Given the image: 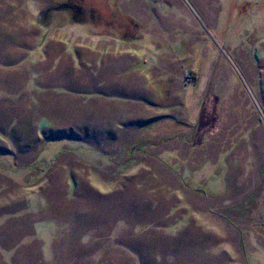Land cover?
Wrapping results in <instances>:
<instances>
[{"label": "rangeland", "instance_id": "rangeland-1", "mask_svg": "<svg viewBox=\"0 0 264 264\" xmlns=\"http://www.w3.org/2000/svg\"><path fill=\"white\" fill-rule=\"evenodd\" d=\"M56 20L64 36L50 33ZM54 37L84 44L93 65L97 42L128 41L151 54L140 69L154 90L158 58L177 59L192 72L181 83L195 82L188 99L174 85L188 127L117 154L93 132H113L127 109L93 95L86 130L36 137L29 92L15 87L29 83L26 52ZM1 85L0 264H264V0H0Z\"/></svg>", "mask_w": 264, "mask_h": 264}, {"label": "crops", "instance_id": "crops-1", "mask_svg": "<svg viewBox=\"0 0 264 264\" xmlns=\"http://www.w3.org/2000/svg\"><path fill=\"white\" fill-rule=\"evenodd\" d=\"M48 26H51L49 27L51 28L50 33L52 31L57 33V37L64 36V33L68 32H65L66 25L64 21ZM66 40L64 38L55 39L54 37L53 40L50 39L45 43L39 42L35 49L26 52L28 53V57H25L23 60H32L29 83L27 85L20 83L15 87V90L29 92L31 114L26 122H30L36 128V137H44L45 133L51 131L57 134H64L63 132L66 129L71 130L73 124V127H78L79 130L82 128L86 130L87 123L89 122L87 121L86 106L88 101L95 100V98L89 99L93 95L104 103L113 101L116 110L119 107L127 109L126 113H121L111 119L116 124V126L113 127L111 125L110 127L113 132L108 131L106 133L107 127L103 128L104 130L102 131L95 130L93 132L96 139L103 140L109 138L116 144H120L121 146H117L114 149L117 151V154H120L121 150L126 148L127 150L135 149L133 152H129L128 155L147 153L144 151L146 150L144 146L146 144L145 140L150 142L153 139L164 140V136L173 135L174 128H177L178 124L181 123L188 127L187 121L185 122V119L181 117L186 102L183 101V97L179 96V93H176L179 91H176L174 85L180 86H177L180 89H186L184 99L185 97L188 99V87L195 82L191 84L181 83L185 81V76L192 75V72L184 68L172 66L177 59L167 58L166 61H163V64L166 63V66H164L160 63L163 58L161 56L158 58L159 63L157 66L160 72L155 66L152 69L154 72L158 71L156 74L152 73L153 82H155L154 86L156 87V90H154L151 87V76L147 74L149 69L147 67L144 70L140 69L145 64L144 61L148 60L151 54L149 55L143 51L140 53L141 55L139 54V60L138 55H135L134 51L130 52L127 46L119 45V43H126L128 41L120 39L103 40L97 42L98 45L101 44L100 48L102 47V51L99 50L100 48L98 50L91 48V52L96 53L98 57L96 65H93L92 62L84 60L82 54L78 52L79 49H86L84 44L82 45L83 47L78 46L77 42V46L75 45L73 49H70L66 44ZM54 45L60 48L58 50L55 49V52L53 51V54H51L49 50L51 47L54 49ZM39 55L42 59L45 58L49 62L46 68H41L44 62H41L42 59L39 61ZM109 61L116 68L112 66V69H108L109 66H105V64ZM127 63L128 65L131 63V65L124 67ZM149 63L147 61L146 65H150ZM119 67H124V70L119 69ZM135 68L139 69V71L133 70ZM102 69L104 71V78L103 75L100 77L98 71ZM81 70H86L89 76L92 77V84H89L90 82L86 80V77L83 78L80 75ZM149 83L150 88L148 87ZM0 88H2V85ZM169 97L172 101L177 100V102L166 103ZM173 98L175 99L173 100ZM71 101L76 103H74L76 105L75 109L71 107ZM131 107L139 108V110L141 109L150 114L145 115L141 111L138 114H129V108ZM176 107L180 108L179 114H177V109L173 110ZM156 121L158 123H156L154 128L148 125ZM63 137L70 138L68 135H63ZM124 139H127L128 143L122 145L121 142ZM158 140L157 144L153 142V144L149 145L152 150L158 148L160 145Z\"/></svg>", "mask_w": 264, "mask_h": 264}, {"label": "trees", "instance_id": "trees-1", "mask_svg": "<svg viewBox=\"0 0 264 264\" xmlns=\"http://www.w3.org/2000/svg\"><path fill=\"white\" fill-rule=\"evenodd\" d=\"M73 14H75V13H73ZM77 18H78L77 16H74V17H73V20H77ZM56 21H57V20H56ZM59 21H61V20H58L57 22H59ZM187 76H188V78H189L190 80L193 79L191 74H189V75H187ZM63 133H64V134H62V133H58V134L56 133V134H57V135H59V134H61V135H67V134H68V132H63ZM50 137H51V136H50ZM51 138H52V137H51ZM48 139H49V138H48ZM42 172H43V171H42Z\"/></svg>", "mask_w": 264, "mask_h": 264}]
</instances>
